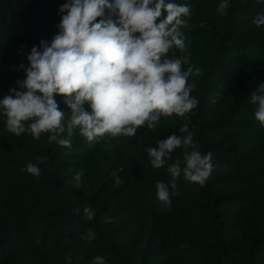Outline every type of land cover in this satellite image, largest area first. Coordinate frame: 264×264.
Returning <instances> with one entry per match:
<instances>
[{"label":"trees","instance_id":"16d2710c","mask_svg":"<svg viewBox=\"0 0 264 264\" xmlns=\"http://www.w3.org/2000/svg\"><path fill=\"white\" fill-rule=\"evenodd\" d=\"M68 2L0 0V102L21 90L27 56L59 33ZM173 2L192 12L180 29L185 50L168 57H187L184 70H201L189 77L198 105L184 117H161L130 138L88 142L74 130L64 148L48 143V133L36 140L8 132L0 108V264H96L97 256L104 264H264V125L251 101L253 92L264 95V25L253 23L264 0H228L224 15L222 0ZM55 99L67 122L64 98ZM185 124L196 149L212 154V169L202 185L181 172L173 189L168 168L179 159L183 169V153L193 149L181 146L158 169L145 149L186 136ZM28 163L40 168L38 177ZM157 182L168 185L170 206L158 199Z\"/></svg>","mask_w":264,"mask_h":264},{"label":"clouds","instance_id":"9594fccd","mask_svg":"<svg viewBox=\"0 0 264 264\" xmlns=\"http://www.w3.org/2000/svg\"><path fill=\"white\" fill-rule=\"evenodd\" d=\"M227 8L228 0H222L217 11L224 15ZM60 12L67 14L61 18L59 33L50 44L41 41L39 48L32 47L26 79L18 82L21 90H10L14 95L0 102L8 132L16 136L27 132L36 140L48 133V143L71 148L74 130L88 142L105 135L130 138L145 125L156 128L161 117H184L197 107L189 77L199 76L201 70L191 66L184 70L187 57H168L174 48L181 52L186 48L180 29L188 24L190 5L173 0H70ZM253 23L264 25V15ZM258 91L264 93V85ZM57 95L70 110L67 122ZM251 101L258 104L255 119L264 125V95L253 92ZM179 131L188 134L170 135L157 141L158 147L145 149L151 166L161 168L176 149L191 147L183 153V169L179 159L168 168L170 185L176 188L181 172L185 180L202 185L212 169V154L196 149L187 124ZM26 171L40 175L33 163L26 165ZM82 176L83 170L74 176L77 189ZM120 182L117 177L116 183ZM156 189L158 199L170 206L168 185L157 182ZM83 211L93 219L90 208ZM95 261L104 264L103 257Z\"/></svg>","mask_w":264,"mask_h":264}]
</instances>
